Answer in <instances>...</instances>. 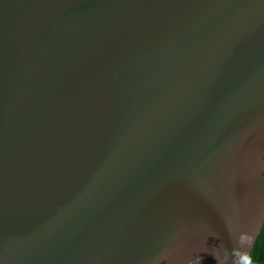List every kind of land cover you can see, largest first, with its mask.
Here are the masks:
<instances>
[{
    "label": "water",
    "instance_id": "water-1",
    "mask_svg": "<svg viewBox=\"0 0 264 264\" xmlns=\"http://www.w3.org/2000/svg\"><path fill=\"white\" fill-rule=\"evenodd\" d=\"M264 228V0H0V264H249Z\"/></svg>",
    "mask_w": 264,
    "mask_h": 264
},
{
    "label": "trees",
    "instance_id": "trees-1",
    "mask_svg": "<svg viewBox=\"0 0 264 264\" xmlns=\"http://www.w3.org/2000/svg\"><path fill=\"white\" fill-rule=\"evenodd\" d=\"M249 264H264V228L255 244Z\"/></svg>",
    "mask_w": 264,
    "mask_h": 264
}]
</instances>
